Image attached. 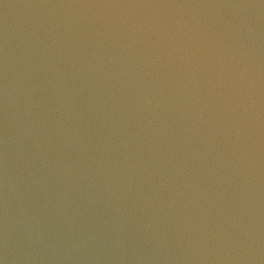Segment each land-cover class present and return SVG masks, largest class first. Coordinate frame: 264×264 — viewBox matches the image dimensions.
I'll return each mask as SVG.
<instances>
[{
    "label": "water",
    "instance_id": "obj_1",
    "mask_svg": "<svg viewBox=\"0 0 264 264\" xmlns=\"http://www.w3.org/2000/svg\"><path fill=\"white\" fill-rule=\"evenodd\" d=\"M0 264H264V0H0Z\"/></svg>",
    "mask_w": 264,
    "mask_h": 264
}]
</instances>
